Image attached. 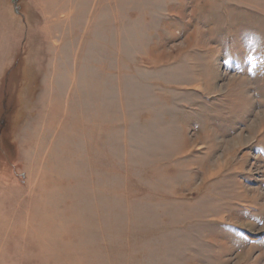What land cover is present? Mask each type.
Masks as SVG:
<instances>
[{
  "label": "rangeland",
  "instance_id": "1",
  "mask_svg": "<svg viewBox=\"0 0 264 264\" xmlns=\"http://www.w3.org/2000/svg\"><path fill=\"white\" fill-rule=\"evenodd\" d=\"M0 264H264V0H0Z\"/></svg>",
  "mask_w": 264,
  "mask_h": 264
}]
</instances>
